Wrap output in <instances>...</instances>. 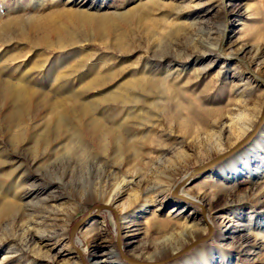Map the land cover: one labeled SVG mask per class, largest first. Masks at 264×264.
I'll return each mask as SVG.
<instances>
[{
    "label": "rangeland",
    "instance_id": "1",
    "mask_svg": "<svg viewBox=\"0 0 264 264\" xmlns=\"http://www.w3.org/2000/svg\"><path fill=\"white\" fill-rule=\"evenodd\" d=\"M16 1L0 0V23L21 12L50 14L71 27L76 21L60 11L120 15L142 6V19L119 24L113 34L87 42L83 50L54 48L44 68L37 64L43 51L33 50L21 69L3 72L14 80L28 75L44 96L79 94L98 102L99 113L108 107L121 110L139 152L100 151L98 141L84 133L88 150L77 153L61 130L46 126L51 115L40 117L37 110H28L24 125L13 132L0 118V147L23 164L7 190L0 189V200L19 197L23 188L32 192L18 199L25 208L0 221V264H136L122 254L156 264L188 246L160 264H264V172L247 176L238 161L264 122L236 152L182 180L197 166L235 148L259 120L264 104V0H108L102 9L94 6L96 0H49L42 5L21 0L15 8ZM218 36L219 48L204 54ZM28 48L24 41L7 47L0 64ZM15 61L21 63L22 58ZM147 79L158 85L152 87ZM240 110L249 114L250 122L237 117ZM245 119L253 125L240 135ZM20 132L25 140L11 144L10 137ZM28 137L44 139V145L30 143ZM231 159L237 164L225 170L240 172L233 181L220 170ZM260 164L254 162L253 170ZM9 169L0 170V178ZM177 183L181 197L172 194ZM103 203L117 215L100 209ZM90 211L93 216L72 237L74 225ZM220 214L237 224L227 232L222 250L232 253L231 259L216 249L217 228L211 223L203 227L207 215ZM187 225L200 231L191 234ZM57 240L60 243L51 247Z\"/></svg>",
    "mask_w": 264,
    "mask_h": 264
},
{
    "label": "bare ground",
    "instance_id": "2",
    "mask_svg": "<svg viewBox=\"0 0 264 264\" xmlns=\"http://www.w3.org/2000/svg\"><path fill=\"white\" fill-rule=\"evenodd\" d=\"M34 1L35 0H31V2ZM36 1L38 5H42L46 4V2L49 0ZM50 1L55 3L59 0ZM65 1L69 3L74 2L75 0ZM21 4L22 1L17 0L14 3V7H19ZM94 6H96L98 9H102L105 6H108V0H96ZM142 12L141 5H137L136 7L121 13L120 15L116 13L88 15L84 11H72L66 9L60 11L59 14L61 16H65L68 19H74L76 21V23L71 25V27L63 25V23L55 22L52 18L53 16L50 14H42V16H29L26 13L24 14L19 12L9 15L7 19L0 23V58H2L6 53L7 47L14 46L20 41H24L26 45L29 46V48L24 53L19 51L21 54L15 55L11 58L9 57V59L5 60V63L0 64V118L12 131L13 129L20 128L22 126V124L25 122V114L28 110H37V114L38 116L40 115V117H44L45 113H49L51 116L48 121L46 120V126H53L55 129H57V131L61 130V133H64L67 140L70 141V146L68 145L69 148H74V146H77L75 148L77 153L81 152L83 154L86 150H88L87 145L82 139L84 136L83 134L86 133L98 141V149L100 151L107 152L111 150L115 153L132 152L134 154H138L139 148L137 143L134 141V130L131 129L127 123L122 122L121 110L115 111L111 109V107H108L106 110L104 109L105 112L103 111L102 113H99V105H97L98 102L94 100H87L85 97H83V95L79 94H73L70 97L44 96V92L36 87L35 82H33L31 79L27 80L28 75L21 77L19 80H14L13 78H9L10 76L6 77L3 72L9 68L14 70L21 69L26 64L28 59L32 58L33 50L43 51V53L39 55L40 59L37 61V64H39L38 68H44L45 63L50 60L48 55H50L52 49L58 48L59 50L64 51L69 47H79V49L83 50L87 42L113 34L119 24H127L132 20H139L142 16ZM219 42L220 39L218 36L212 46H205L204 54L216 51L219 48ZM118 48H120V46ZM79 52L80 51L78 50V53ZM19 58H22L21 63L15 61ZM261 69L262 67L260 66L257 68L258 71ZM146 81L152 87H156L158 85V82L155 79H147ZM135 117L130 116L131 119ZM237 117H245L248 121L250 120L248 118L249 114L243 110H240ZM247 120L240 126L239 130L237 129L240 132V135H243L245 132H247L253 125L252 123H249L250 121L247 122ZM263 122L264 120L258 126L255 133L248 138L246 143H248L256 135ZM24 138L26 137H24L21 132L14 133L13 136L10 137V139H12L11 144L15 141L25 140ZM27 139L30 143L32 142L37 145H44V139L38 140L33 137H28ZM106 139L111 140V143L109 144L110 146L106 143ZM246 143H244L242 146H244ZM72 144L74 146H72ZM238 149L233 151L231 154L236 152ZM6 151L7 150L4 151V149L0 147V170H3V168H10V171L5 173L0 178V189L2 190H7L6 186L12 182L14 178L19 176V173L23 168V164L17 163L16 161L10 159L8 155L9 153ZM238 156V161H242L244 163L243 169L246 170L244 174L247 176H254L255 174L264 172V129L259 133L258 136L254 137L250 141L246 149L242 153H239ZM254 162L261 163L257 168H255V170H253ZM236 164V159H231L227 165L222 166L220 169L222 174L230 181L238 178L240 172L236 170V172L234 171L228 173V171L225 169L232 168ZM228 174L231 176H228ZM189 176L190 173L185 174L182 178L183 182H186L189 179ZM25 180L26 179H21L20 183H24ZM186 184L187 183L184 185ZM31 194L32 192L30 190L23 188L22 192L19 193V197L16 194L13 195L12 199L0 200V221L6 217L12 216L20 209L25 208L24 205L20 203L19 198L30 196ZM184 196L187 199H195V197L187 193H184ZM110 199L111 198L107 199L108 202ZM164 200V198L161 199V203H163ZM142 202L141 208L145 209L147 200H143ZM162 205L165 206V203ZM122 210L125 211L126 208L122 207ZM206 217L207 221L205 220L203 225L204 229L208 223H211L217 228L218 244L216 249L221 252L223 258L226 256L228 259H231L233 254L230 252L222 254V250L224 248L223 246L226 244V234L231 228L236 227V222H234L232 218L228 219V217L223 214L216 215L215 218H210L208 215ZM187 228L191 234L196 233L197 235V233L200 231V229L195 225H187ZM251 229L252 227H248L249 231ZM247 236L248 235H245L244 241H247ZM58 242L59 240L53 243L51 247L55 248ZM79 242L81 241L79 240ZM47 243H44L45 247L50 245ZM67 245L69 250L73 251L75 249V245L71 247L69 244ZM47 251L51 252L52 249ZM200 254L206 256L205 253L201 251ZM103 262L106 261L104 260ZM99 263L100 260H96L95 264Z\"/></svg>",
    "mask_w": 264,
    "mask_h": 264
},
{
    "label": "water",
    "instance_id": "3",
    "mask_svg": "<svg viewBox=\"0 0 264 264\" xmlns=\"http://www.w3.org/2000/svg\"><path fill=\"white\" fill-rule=\"evenodd\" d=\"M263 120H264V104H263V107H262V109H261V113H260L259 120H258L257 124L255 125L253 131L250 133V135H249L245 140H243L242 142H240V143H239L234 149L230 150L229 152H227V153H225V154H222V155H219V156L215 157L214 159L209 160V161H207V162H205V163H203V164L197 166L196 168H194V169L191 171V174H190L189 178H191L193 175H197V174H200V173H202V172H204V171L209 170L212 166H214L215 164L219 163V162L222 161L224 158H226L228 155H230L233 151H235L236 149H238L239 147H241L244 143H246V141L248 140V138L251 137V136L255 133L256 129L258 128V126L261 124V122H262ZM180 186H181V183H177V184L174 186L173 190H172V194H173L174 196H176V197H181V196H179V195L177 194V191H178V189H179ZM187 201H188V200H187ZM199 205H200V204H199ZM200 206H201V205H200ZM99 208H100V209H110V210H112V211L116 214V210H115L111 205H109V204H106V203L100 204V205H99ZM201 210H202V213H204V208H203V206H201ZM116 215H117V214H116ZM92 216H93V213H92V211H90L89 214H88L87 216H85V217H83L82 219H80V220L74 225V227H73V229H72V237L74 236V234H75V232L78 230V228H79L82 224H84V222H85L88 218H90V217H92ZM210 229H211V228L209 227V230H210ZM210 232H211V231H210ZM208 237H209V234H208L207 236H205V237H202V238L198 239V240L195 241L194 243L197 244V243H199L200 241L206 240ZM189 247H190V246L184 248L182 251L178 252L177 254H175V255H173V256H170V257H168V258H166V259H163V260L160 261V262H156V264H158V263H159V264H160V263H163V262H165V261H167V260H170V259H172V258H174V257H177V256L183 254L184 252H186V251L189 249ZM122 255L124 256V258H125L126 260H128V261H130V262H134V263H136V264H148V263H146V262L135 261V260L129 258L128 256L124 255V254H122ZM149 264H154V263H149Z\"/></svg>",
    "mask_w": 264,
    "mask_h": 264
}]
</instances>
